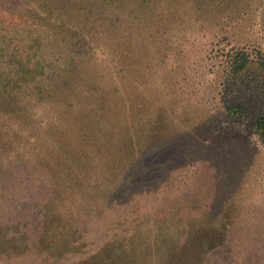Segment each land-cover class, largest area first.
Segmentation results:
<instances>
[{"label": "rangeland", "instance_id": "374dc122", "mask_svg": "<svg viewBox=\"0 0 264 264\" xmlns=\"http://www.w3.org/2000/svg\"><path fill=\"white\" fill-rule=\"evenodd\" d=\"M6 1L0 264H264V0H155L168 26L86 94L20 73L1 88L24 49L2 19L29 6ZM46 43L49 64L60 47Z\"/></svg>", "mask_w": 264, "mask_h": 264}, {"label": "trees", "instance_id": "16d2710c", "mask_svg": "<svg viewBox=\"0 0 264 264\" xmlns=\"http://www.w3.org/2000/svg\"><path fill=\"white\" fill-rule=\"evenodd\" d=\"M195 1L207 5V1L215 0ZM8 2H0V7L6 11L16 7L15 3ZM131 2V0H28V7L17 13L13 12L14 19L12 17L8 20L2 19L3 24H10L15 20L14 24L22 26L20 28L23 33L24 49L21 51V44L15 45L9 53V57L16 61V66H13L16 69L14 73L2 69V76H10L11 80L3 78L1 88L4 90L9 88L11 81H15L12 80V76L20 73V79L24 84H33L35 87L43 85V81L48 78L51 81L54 79L55 83L68 91L81 92L80 94L95 91L97 87L90 82L94 76L105 71L111 62L124 64L130 51L135 53L139 47L154 42L153 37L159 34V28L162 25L168 26L164 25L165 23L159 26L162 20L167 18L166 15L151 11V8H161L157 6L158 1L153 0V4H149L150 0H135V7L128 11ZM114 3L121 8L117 9L119 13L111 14L109 8ZM144 9L150 10L153 16L146 13L142 15ZM18 16L23 19L19 20ZM44 29L46 36L42 33ZM50 31L52 32L50 36H56V40L60 38L57 44L50 40L48 35ZM24 32L29 33V36ZM34 35H37L36 40ZM44 40L48 46L60 47L52 53L55 60L49 61L50 66L45 63V58L49 54L45 49ZM33 44L35 47L42 46V55L34 60L31 51ZM7 49L10 50L9 47ZM138 56L135 53V57ZM259 58L261 60L259 65L264 67V56L260 54ZM250 62V56L244 52L232 59L231 68L234 72H239ZM12 89L15 90V86ZM8 96L13 99L11 94L0 92V99ZM256 122L259 127L264 128V114Z\"/></svg>", "mask_w": 264, "mask_h": 264}]
</instances>
